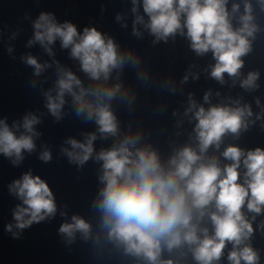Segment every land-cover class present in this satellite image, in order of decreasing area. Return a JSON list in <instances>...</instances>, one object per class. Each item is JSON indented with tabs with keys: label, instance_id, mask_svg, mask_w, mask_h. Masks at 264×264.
Wrapping results in <instances>:
<instances>
[{
	"label": "clouds",
	"instance_id": "clouds-1",
	"mask_svg": "<svg viewBox=\"0 0 264 264\" xmlns=\"http://www.w3.org/2000/svg\"><path fill=\"white\" fill-rule=\"evenodd\" d=\"M131 35L151 37L154 47L183 38L197 58L210 55L201 68L191 63L177 81L171 74L157 82L142 55L132 47H122L108 33L95 26L82 31L71 21L59 22L52 12L41 11L31 22L32 35L25 48L39 46L49 59L25 52L19 60L32 69L30 87H39L45 112H26L11 120L0 117V155L19 167L36 154L43 163L53 160L50 145L41 142L38 126L50 115L56 123L69 114L93 131L80 133L81 139L66 137L59 156L77 171L89 161L99 167L97 187L88 212L71 213L68 204L58 205L48 182L32 170L8 184V192L19 201L12 209V221L5 231L20 239L33 224L50 222L59 215L58 235L71 246H89L94 264H261V250L254 247L257 232L264 234V148L245 149L237 141L259 123L264 130V102H252L244 95H231L239 87L246 93L261 88V72L246 73L245 58L254 50L264 24V0H129ZM115 21L127 29L128 13L118 12ZM5 29L0 28V37ZM21 28L10 32L6 51L15 60L16 40ZM67 51L78 71L57 59L56 44ZM126 69L145 88L154 85L176 95L201 74L227 87L229 94L208 88L198 100L188 92L179 108L172 110L174 136L186 135L183 143L169 139L165 155L149 138L143 124L122 127L114 103L133 113L138 90L124 81ZM54 70L51 87L40 78ZM87 81V83L85 82ZM215 101V102H214ZM66 108L69 111H66ZM182 109V110H181ZM167 111V103L156 105L157 113ZM186 125L190 126L186 127ZM97 141L110 143L97 148ZM255 225V227H254Z\"/></svg>",
	"mask_w": 264,
	"mask_h": 264
}]
</instances>
